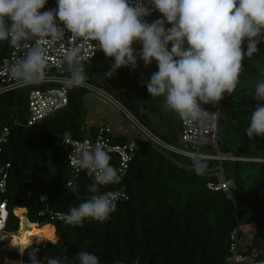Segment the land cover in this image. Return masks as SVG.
<instances>
[{
	"label": "clouds",
	"instance_id": "1",
	"mask_svg": "<svg viewBox=\"0 0 264 264\" xmlns=\"http://www.w3.org/2000/svg\"><path fill=\"white\" fill-rule=\"evenodd\" d=\"M48 4L0 0V45L18 53L4 62L14 87L51 78L46 45L55 46L57 63L67 67L62 77L66 88L91 87L81 47L88 45L111 62L107 77L122 68L135 71L138 61L146 68L155 63L157 70L144 82L148 95L162 98L163 108L183 120L198 122L208 115L206 105L215 107L236 90L244 61L264 46V0H55V8ZM153 13L159 15L149 21ZM253 99L244 135L264 140V80L256 84ZM111 159L102 143L81 148L70 159L77 169L95 173V180L83 201L63 214L66 224L82 228L86 221L105 222L116 212L118 193L100 192L101 185L121 183ZM192 167L203 174L208 165L196 155ZM70 187L78 192L75 182ZM38 254L39 248H32L30 264H101L97 254L85 250L75 257L39 259Z\"/></svg>",
	"mask_w": 264,
	"mask_h": 264
},
{
	"label": "trees",
	"instance_id": "2",
	"mask_svg": "<svg viewBox=\"0 0 264 264\" xmlns=\"http://www.w3.org/2000/svg\"><path fill=\"white\" fill-rule=\"evenodd\" d=\"M46 7L55 8V0H49ZM9 49L0 45V58ZM104 60L103 57L88 62L89 84L96 86L92 64ZM248 60L244 61V73ZM34 89L25 87L0 95V129L7 127L11 131L0 161L11 164L7 193L0 195V205L6 203L9 211L6 231L19 230L21 220L16 217L19 216L28 218L32 224L53 226L56 234L54 243L45 245L42 243L49 241L37 235L25 248L22 264H30L28 254L32 248H39V259L58 255L75 257L79 250H85L97 254L101 264H115L117 260L122 264H227L230 234L239 225L234 216L235 193L231 190V200L222 191H211L208 184L217 181L211 173L206 170L197 174L191 159L162 149L146 137L137 142L136 156L121 183L100 186V192L125 188L129 197L128 201L117 203L116 212L107 221H86L81 228L52 219L51 212L64 214L82 202L88 195V185L95 180L87 175V170L73 177L67 160L71 150L65 138L93 141L101 127L86 128L87 91L79 88L70 89L68 107L40 124L27 126L29 95ZM115 100L151 133L153 126L149 118L154 110L137 106L131 90L117 91ZM242 117L237 113L238 124ZM153 134L170 145L169 140ZM105 136L112 145L130 143L125 135L113 130ZM110 156L118 170V156ZM205 162L207 168L216 166L215 162ZM71 181L78 185V192L68 185ZM252 217L254 222L263 218ZM240 252L260 253L257 248ZM257 259L263 260L264 256L260 254Z\"/></svg>",
	"mask_w": 264,
	"mask_h": 264
},
{
	"label": "built area",
	"instance_id": "3",
	"mask_svg": "<svg viewBox=\"0 0 264 264\" xmlns=\"http://www.w3.org/2000/svg\"><path fill=\"white\" fill-rule=\"evenodd\" d=\"M159 13H153L152 16H158ZM150 16V17H152ZM49 50V63L51 65V78L33 86L36 89L32 90L29 95V115L27 126L31 127L37 124L42 123L47 117L53 113L65 109L70 103V89L66 88L63 84L62 77L67 75V67L62 66L57 63V51L55 46L46 45ZM83 48V54L87 58V63L95 61L99 58H105L104 54L100 51H96L88 45H81ZM18 53L9 49V52L5 53L2 58H0V88L4 89L0 91V95L19 90L25 87H14L12 81L8 79L7 72L5 71L6 65L5 61L10 60L17 56ZM106 59V58H105ZM108 60V59H106ZM91 85V84H90ZM79 89L86 90L87 92H93L98 95H105L101 90L97 89L95 86L91 87H81ZM106 97V96H104ZM110 102L113 101L117 104V107L123 111L130 119L137 125L139 130L143 132L145 137L151 141V143L156 146L165 149L169 152L181 155L188 159L193 160V157L198 155L204 161H219L221 163L224 158L220 157L219 150V126H220V113L218 109H209L208 115L198 121V122H188L179 119L180 128H181V144L184 145L183 149L176 148L172 145H169L162 140L155 137L151 134L145 127H143L135 118H133L129 112L119 103L117 100H113L110 97H106ZM105 128V129H104ZM101 127L99 135L93 141L84 140L79 141L71 137L65 138V144L70 148V153L67 157L68 162L71 158L75 157L81 148H93L97 143H102L110 155H117L119 158L120 166L118 169L121 177H124L130 168V164L136 156L137 152V142H131L127 145H112L109 143L108 137L105 136V133H111L112 130L108 127ZM11 131L9 128L4 127L0 129V161L3 157L4 146L9 142ZM207 148L213 152H217L218 155L204 153L203 149ZM71 172L74 178H77L82 170L77 169L75 166L71 165ZM11 169V164H0V195H5L8 189V180H9V171ZM89 177L95 178V173L86 172ZM216 182H210L208 188L211 191H222L227 197L233 200L231 193L232 182L226 179L223 175L222 167H220L213 172ZM72 183L69 182V186ZM118 193L117 203L122 201H128L129 197L125 192V188L120 190L112 191ZM15 215V213L13 212ZM40 215H44L41 213ZM52 219H57L59 221L64 220L63 214L61 213H50ZM16 216V215H15ZM235 220L238 222L237 214L234 215ZM21 220L20 227L22 226V218L16 216ZM9 218V211L6 203L0 205V234H6V224ZM19 227V229H21ZM239 238H240V228L237 225L230 234V248L229 255L226 258L227 264H264L263 260H258L255 254L246 255L240 252L239 250Z\"/></svg>",
	"mask_w": 264,
	"mask_h": 264
},
{
	"label": "rangeland",
	"instance_id": "4",
	"mask_svg": "<svg viewBox=\"0 0 264 264\" xmlns=\"http://www.w3.org/2000/svg\"><path fill=\"white\" fill-rule=\"evenodd\" d=\"M156 17L157 16H152L148 19L149 21H151ZM134 48H139V45H134ZM250 60L251 61L248 63L249 68L257 71V68H259V71L261 70V73L264 74V46L261 47L260 53ZM110 63L111 62L109 60H104L99 62L98 64H92L95 70V87L101 90L105 95L101 96L93 92H87L84 96V105L88 112L86 128L90 130L91 128L98 126L108 127L113 131L117 130L118 133L125 135L129 140L138 141L141 138L143 139L145 135L139 130L137 125L130 119V117L127 116L123 111H121L117 107V104L115 102H110L106 98L110 97L115 100V94L117 93V91L131 90L134 103L137 106L145 107L148 110H154V112H152L150 115L151 117L149 118L153 126L151 133H155L158 137L169 140L170 144L174 147L183 149L184 145L179 141V116L170 110H165L161 103L162 98L150 97L147 93L146 88L144 87V82L147 81L150 78L151 74L157 70L155 63L146 68L144 67L142 61H138V67L135 71L131 70L130 68H122L118 70V72L113 76L107 77L105 76V73L109 71ZM243 75L244 70L241 73L240 82L231 96L225 94L224 99H222L215 107H213L212 105L205 106L206 109H216L218 106L220 108V154H225L226 147L230 148L231 154H234L236 141L234 128L238 125V120L236 119L237 109H235V105L232 104V101H234V96L236 97L240 95L239 93H241L244 88L245 83L242 79ZM251 99H253V97ZM263 148L262 150H264ZM203 152L210 153L207 149H203ZM230 166V163H224L226 178L234 179V173ZM244 168L245 165H243V171ZM243 171L240 172V179L242 180L241 188L245 192L246 190H249V208L251 210L256 209L258 206L257 198L259 199V193L257 192L259 188L258 184H260L264 179V174L262 173V171H252V183L248 184V182L245 181V174H243ZM234 193L237 205L236 214L238 216L239 228L241 230V235L239 238V249L240 251H244L257 248V250L260 251V254H264V215H262L263 218H261V220L259 219L258 222H254L252 217L254 213L253 211L248 209L249 204L246 205V203L242 202V191L240 190V188H236V191H234ZM262 204H264V201H262ZM38 227L41 226L38 224ZM19 231L20 229L18 231L7 232L6 234H0V264H22V256L19 249H14L13 247H11L10 241L11 237L13 236L12 234H17L19 233ZM47 243L54 242H46L42 244L45 245Z\"/></svg>",
	"mask_w": 264,
	"mask_h": 264
},
{
	"label": "crops",
	"instance_id": "5",
	"mask_svg": "<svg viewBox=\"0 0 264 264\" xmlns=\"http://www.w3.org/2000/svg\"><path fill=\"white\" fill-rule=\"evenodd\" d=\"M252 60H254V59H252ZM250 61L251 60L249 59L248 63ZM257 69H258V71L250 69L249 65H247V69H246L247 72L244 73V75L242 76V79L244 80V83H245L244 88L241 91V93H239L240 95H238L236 97L234 96V99H233L234 101H232L233 102L232 104L235 105V109H237V113H239L240 115H243L241 120L242 121L246 120L244 124H242V121H241L237 125V127H235V135H236L235 139H236V141H235V147H234V154L230 153L231 152L230 148H227V147L225 148V151H226L225 154H220V151H219L220 149H219L218 153H219L220 157L224 158V160H222L221 163L219 161L214 160L212 162H215L216 166L213 168H207L206 169L209 173H211V175H213V172L216 171L221 165L223 175L226 177L224 163H226V162L230 163L231 164L230 167L232 168L233 173H234V179H232V178H229V179L226 178V179H228L229 181L232 182V188H231L232 192L236 191V188L241 189V191H242V195H241L242 202L247 203V205L249 204L248 205L249 207H250V202H249V195L250 194L248 193L249 190H246V192H245L241 188V181L242 180L240 179L241 178L240 172L243 171V165H245V168L243 171V174H245L244 178H245V181L248 182V184L252 183V181H251L252 171L258 170V171H262V173L264 174V150H262V148L264 147V140H249L244 135V130L249 123L251 111L254 109L255 104H256V101L254 99H251L254 96L255 86L259 81L264 80V74L261 73V70L259 71V68H257ZM249 70H250V73H249ZM246 81H247V83H246ZM209 109H207V110H209ZM211 109L213 110L214 108H211ZM216 109H218L219 113H220L219 106ZM237 113H236V118H237ZM220 123H221V116H220ZM179 125H180V123H179ZM86 126H87V124H86ZM98 127H102V126H98ZM114 131L117 132V130H114ZM240 138L242 140V143H241L240 148L238 149L237 143H238V140ZM130 141L131 142H138V141H133V140H130ZM219 146H220V144H219ZM204 149H207V148H204ZM207 150L210 152L208 154L218 155V153L216 151L213 152L210 149H207ZM204 153H207V152H204ZM246 166H248V167H246ZM263 178H264V175H263ZM258 185H259L258 186L259 188H258L257 192L259 193V199L257 198V202H258L257 208L260 207L262 209L261 215L258 217V218H261V217H263L262 215H264V204H262V201H264V179ZM247 195H248V197H247ZM256 209H254V210H256ZM35 225L38 226V224H35ZM41 227H43V226H41ZM41 227H39V228H41ZM51 227L53 228L54 233H55V228L53 226H51ZM240 233H241V230H240ZM54 235L56 237V234H54ZM255 253H257V252H255ZM255 253H253V254H255ZM258 255H260V253L256 254V256H258ZM263 255L264 254H261V256H263Z\"/></svg>",
	"mask_w": 264,
	"mask_h": 264
},
{
	"label": "bare ground",
	"instance_id": "6",
	"mask_svg": "<svg viewBox=\"0 0 264 264\" xmlns=\"http://www.w3.org/2000/svg\"><path fill=\"white\" fill-rule=\"evenodd\" d=\"M22 226L17 234H12L11 247L19 249L21 256H23L25 248L30 245L37 235H42L47 241L54 242L56 237L51 226H43L39 228L37 225L29 222L28 219L22 218Z\"/></svg>",
	"mask_w": 264,
	"mask_h": 264
},
{
	"label": "water",
	"instance_id": "7",
	"mask_svg": "<svg viewBox=\"0 0 264 264\" xmlns=\"http://www.w3.org/2000/svg\"><path fill=\"white\" fill-rule=\"evenodd\" d=\"M242 143L241 138L238 140V149L240 148ZM239 153V152H238ZM253 213L255 216L259 217L261 215L262 209L260 207H258L256 210L252 209ZM27 248V247H26Z\"/></svg>",
	"mask_w": 264,
	"mask_h": 264
}]
</instances>
